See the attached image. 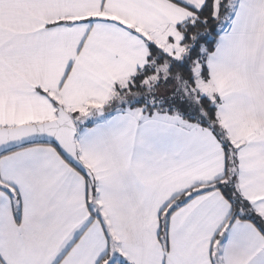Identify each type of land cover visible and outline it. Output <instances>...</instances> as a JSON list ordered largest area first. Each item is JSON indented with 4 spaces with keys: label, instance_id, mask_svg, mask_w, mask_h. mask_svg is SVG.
<instances>
[{
    "label": "snow or ice",
    "instance_id": "6c2138e0",
    "mask_svg": "<svg viewBox=\"0 0 264 264\" xmlns=\"http://www.w3.org/2000/svg\"><path fill=\"white\" fill-rule=\"evenodd\" d=\"M0 264H264V0H0Z\"/></svg>",
    "mask_w": 264,
    "mask_h": 264
}]
</instances>
